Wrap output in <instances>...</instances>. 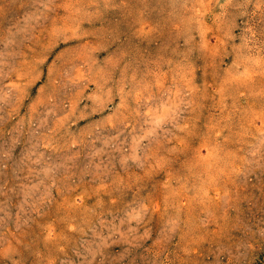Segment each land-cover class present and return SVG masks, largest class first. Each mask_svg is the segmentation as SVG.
Wrapping results in <instances>:
<instances>
[{
  "label": "rangeland",
  "instance_id": "1",
  "mask_svg": "<svg viewBox=\"0 0 264 264\" xmlns=\"http://www.w3.org/2000/svg\"><path fill=\"white\" fill-rule=\"evenodd\" d=\"M0 264H264V0H0Z\"/></svg>",
  "mask_w": 264,
  "mask_h": 264
}]
</instances>
